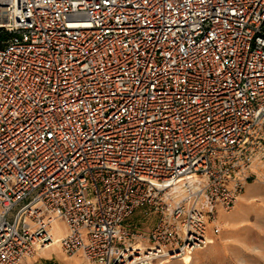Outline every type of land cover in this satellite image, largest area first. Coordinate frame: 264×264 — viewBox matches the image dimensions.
<instances>
[{
	"label": "built area",
	"instance_id": "obj_1",
	"mask_svg": "<svg viewBox=\"0 0 264 264\" xmlns=\"http://www.w3.org/2000/svg\"><path fill=\"white\" fill-rule=\"evenodd\" d=\"M263 163L264 0H0V264L180 258Z\"/></svg>",
	"mask_w": 264,
	"mask_h": 264
},
{
	"label": "rangeland",
	"instance_id": "obj_2",
	"mask_svg": "<svg viewBox=\"0 0 264 264\" xmlns=\"http://www.w3.org/2000/svg\"><path fill=\"white\" fill-rule=\"evenodd\" d=\"M256 171L236 206L229 213L221 212L217 221L209 225V237L214 241L193 252L188 264H264V163ZM144 216L141 208L130 222L151 229L155 216ZM77 256L81 253L67 255L58 245H52L21 264H76L72 258ZM166 259L163 264H187L179 258L165 262Z\"/></svg>",
	"mask_w": 264,
	"mask_h": 264
},
{
	"label": "crops",
	"instance_id": "obj_3",
	"mask_svg": "<svg viewBox=\"0 0 264 264\" xmlns=\"http://www.w3.org/2000/svg\"><path fill=\"white\" fill-rule=\"evenodd\" d=\"M61 226H63L64 227V225L62 224V222H59L58 224H57V230H56V232L57 233H64V231H65V227H64V231H62V232H60L59 231V229H61ZM58 235V234H57ZM59 235H61V234H59ZM76 255V254H75ZM72 259H74L73 261L76 263V264H89L88 262H87V260L85 259V257L81 254V256H77L76 258L75 257H73Z\"/></svg>",
	"mask_w": 264,
	"mask_h": 264
},
{
	"label": "bare ground",
	"instance_id": "obj_4",
	"mask_svg": "<svg viewBox=\"0 0 264 264\" xmlns=\"http://www.w3.org/2000/svg\"><path fill=\"white\" fill-rule=\"evenodd\" d=\"M60 236V235H58ZM214 239L210 238V242H213ZM46 249L42 250L45 251ZM172 258V257H171ZM171 258H167L165 262L171 260ZM179 259H181L182 261H184V263H190L193 260V253H185L182 257H180Z\"/></svg>",
	"mask_w": 264,
	"mask_h": 264
}]
</instances>
